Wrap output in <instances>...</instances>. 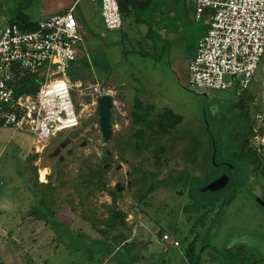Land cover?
Masks as SVG:
<instances>
[{
	"label": "rangeland",
	"instance_id": "374dc122",
	"mask_svg": "<svg viewBox=\"0 0 264 264\" xmlns=\"http://www.w3.org/2000/svg\"><path fill=\"white\" fill-rule=\"evenodd\" d=\"M74 2L0 0V25L20 13L44 19ZM93 4L88 3L87 17L80 12L83 24L77 18L82 44L67 75L110 85L116 94L111 110L113 136L103 142L96 124L84 128L88 131L93 126L78 139L86 140V147L77 156L65 158L63 152L48 155L50 147L34 145L24 131L0 127V264H189L191 260L194 264H250L254 258L264 264V168L257 166L254 175L245 167L230 177L232 168L221 165L232 159V136L245 134L244 117L236 106H229L228 93L199 94L187 82L188 61L206 31L207 19H195L193 0H154L138 14L139 22L123 17L120 30H109ZM263 85L264 54L246 91L252 96L242 92L232 98L239 105L250 104L253 122L261 128ZM255 95L260 98L255 100ZM135 97L152 105L155 115L170 110L183 118L176 128L178 138L167 140L169 136L163 135L159 140L167 149L163 159L168 161H162L158 169L153 163L154 144L147 151L127 148L123 152L115 145L121 135L139 129L131 126L129 116ZM92 110L87 107L83 117ZM211 136L219 154L215 169L203 157L212 150ZM183 169L203 182L191 198L182 182L163 183L186 172ZM146 171H155L156 179L162 181L151 192L143 186ZM39 172H45L44 178H39ZM221 172L233 182L206 191ZM89 176L92 184L81 182ZM116 184L123 187L121 192ZM109 193H114V201ZM193 200L196 208L188 209ZM209 203H213L211 209L206 206ZM113 211L123 212L126 218L102 236L88 218L103 221ZM215 212H219L216 218ZM201 217L204 226L199 223ZM55 220L57 224L50 222ZM160 231L178 241V247L163 251ZM112 237L129 242L107 255ZM192 238L196 255L203 249L200 260L185 253Z\"/></svg>",
	"mask_w": 264,
	"mask_h": 264
},
{
	"label": "built area",
	"instance_id": "2783aa9c",
	"mask_svg": "<svg viewBox=\"0 0 264 264\" xmlns=\"http://www.w3.org/2000/svg\"><path fill=\"white\" fill-rule=\"evenodd\" d=\"M88 1L98 4L106 29L121 28L118 0ZM77 4L39 20L33 30L0 25V127L28 133L36 146L72 131L85 107L111 95L103 82L67 75L82 44ZM193 8L198 21L206 14L207 28L188 61L189 88L241 94L264 54V0H193ZM23 72L41 77L34 94H16L14 79ZM161 241L179 245L168 233Z\"/></svg>",
	"mask_w": 264,
	"mask_h": 264
},
{
	"label": "trees",
	"instance_id": "16d2710c",
	"mask_svg": "<svg viewBox=\"0 0 264 264\" xmlns=\"http://www.w3.org/2000/svg\"><path fill=\"white\" fill-rule=\"evenodd\" d=\"M153 1L154 0H118V7H119L121 18L130 17L131 19H133L134 22H139L140 20L138 19V14L140 12L148 10L151 7V4L153 3ZM77 9L78 7H76L75 14L77 18H79L80 22H82L83 24L85 22V18L81 16L79 9H78L79 11L77 12ZM203 17L207 19L206 14H203L201 19ZM9 24H16L21 30H33L35 29L37 22L32 21L31 18L25 13L24 14L20 13L16 15L14 19L12 20V23L10 22ZM146 36H150V32H147ZM155 46L156 45H153V47ZM146 55L148 54H145V53L143 54V56H146ZM41 83H42L41 77L23 72L20 74L19 77H16L14 79L16 94H34V92L36 91V89ZM232 105H234L235 107V103ZM153 112H154V109L152 105L144 103L137 97L133 98L132 108H131V111L129 112L130 122H131V126L138 127L139 129L135 133L125 136L127 141H124L125 143L124 146H127L128 148H131L134 150L142 149L144 151H147V150H150L151 146L154 144L155 147L152 150L153 160H154L153 163H155L156 165L155 167L158 169L159 167H161L162 161H164V163H167L168 161V159L166 158L163 159V157L165 156V153L167 152V149L164 146V144L159 142V140L163 137V135L169 136L167 140H170L171 137L172 139L178 138V132L176 128L181 122V120H183V118L181 116L175 115L170 110H165L163 113L156 114V115ZM247 113H248L247 108H243L242 113L240 115L242 118L244 117V120H245V129H244L245 134L243 135L241 133H237L232 136L231 143L234 147V151L232 152L233 154L232 159L226 162L224 161V164H221L222 168H225V167L232 168L233 173L232 172L230 173L231 174L230 177L233 174L234 176L235 174H238V169H243V167H245V162H244L245 160L255 158L252 152V149L248 148L247 140L241 141L242 137H244L245 135H250L251 137H253L254 135L252 131L253 122L247 119V116H248ZM211 139H212V136H211ZM211 146L213 147L211 148L212 150L210 151V153L207 156L204 155L203 157L209 164L210 168L215 169L214 164H217L216 163L217 161L215 159L218 154L217 153L218 150H217L216 143L213 139L211 142ZM189 162L195 163L196 160L194 161L193 159H190ZM237 162H240V163L238 164ZM203 163L205 162L203 161ZM218 168L220 167L218 166ZM181 171L184 172L186 170L183 169ZM222 172H226V171L223 170ZM222 172L219 174V176L222 174ZM92 175H96V174L93 173ZM157 175L158 174L155 171H152V172L146 171L142 173L143 186L146 188L147 191L154 190L157 186H159L162 183V181L160 182L159 180L156 179ZM173 175H174L173 173L169 175L168 176L169 179L171 177L173 178ZM177 175L178 174L175 175L173 181L171 182L168 181V182H163V183L175 185V184L182 182L184 186L187 188V191L189 194L188 196L190 198L193 196L195 192L198 191V188L203 185V182L195 179L196 177L194 178L193 177L194 175H192L189 171L182 173L176 178ZM90 177L91 176L86 177L84 180L82 179L81 182L82 183L84 182L85 185L92 184ZM230 177L228 178L229 183L233 182V181H230ZM193 181L200 185L193 186L195 185ZM34 183L37 184V182L35 181ZM229 183H227L228 186H229ZM40 185L42 187H47L45 184H40ZM109 194L114 201V198H115L114 193H109ZM41 202H43V200H41ZM212 205L213 203L206 204V206H210V209ZM186 206L188 207V209H191L192 207L196 208V203L193 200L191 206H188V205ZM218 215H219V212L218 213L215 212L214 218H216ZM125 218H126V215L123 212L113 211L109 214L108 218L103 221L97 222L96 220L91 219V218H88V221L90 222L91 227L95 229L97 233L101 234L102 236H106L107 235L106 232L113 231L117 225V222L122 224L123 223L122 221H124ZM50 222L55 223V224L58 223L56 220L50 221ZM50 222H45V223L46 225H49V224L51 225ZM199 223L201 224V226H204L203 217H201ZM214 226H216V222L212 224V227ZM161 234H162V231H160L159 236H161ZM118 246H119L118 242L114 244L111 243V245L108 247L107 255H110L114 251V249ZM195 249H196V240L195 238H193V240H190L185 246V253L188 258L189 257L193 258ZM91 252L92 254H95V251H91ZM257 262H258V259L254 258L250 262V264H257ZM98 263H101V261H99ZM189 264H194L193 260H191ZM240 264H244V263L242 262Z\"/></svg>",
	"mask_w": 264,
	"mask_h": 264
},
{
	"label": "flooded vegetation",
	"instance_id": "af4514ba",
	"mask_svg": "<svg viewBox=\"0 0 264 264\" xmlns=\"http://www.w3.org/2000/svg\"><path fill=\"white\" fill-rule=\"evenodd\" d=\"M111 95H112V98H113V107H114V105L116 103V99H115V95L116 94H114V95L111 94ZM89 106L93 107V110L86 117H84V119H85L84 121H82L83 120V118H82L79 121L78 125L72 131L65 132V133H63L61 135H58V136L54 137L47 144V146L50 147V148H48V150H50V153H48V155H51L54 152V150H57L55 155H58L61 152H63V155H64L65 158H72L74 156H77L78 155L77 153H78L79 149H82V148L86 147V145H87V141L86 140H78L79 137H81V136L85 137V135H86L85 133H87V132L89 134V132H90L89 130H91L93 126L91 127V129H88V131L86 129H84V128L90 127L91 125H94V124H96V127H97V130L99 132L100 138L102 139L103 142H107V141H109L112 138L114 132H113V124H112L111 113H110V123H111V126H112V135H111V138L109 140L105 141L102 138V135H101V132H100V128H99L98 116H97V108H96V106H92L90 104L87 107H89ZM235 106L238 107L237 111H238L239 114H241L242 113V110H241V106L242 105H239V103H236ZM87 107H85L83 109V111L87 110ZM250 114H251V112H249V114L247 116V119H250ZM125 136L126 135H121V137L117 138L116 141H115V145L117 146L118 150L122 151V152H123V150L124 151L128 150L127 149L128 147L124 146L125 145L124 141H127ZM243 140H247V142H249L250 139H249L248 135H245L241 139V141H243ZM62 159H63V157L61 156L60 160H62ZM228 178H229V176H228ZM122 190H120V192ZM147 192H151V191H147ZM260 201H262V200H260ZM191 240H193V238ZM202 251H203V249L201 248L197 255H196V251H194V256L195 255L199 256V258L195 257L196 260H200V256H201Z\"/></svg>",
	"mask_w": 264,
	"mask_h": 264
},
{
	"label": "crops",
	"instance_id": "0c3cea01",
	"mask_svg": "<svg viewBox=\"0 0 264 264\" xmlns=\"http://www.w3.org/2000/svg\"><path fill=\"white\" fill-rule=\"evenodd\" d=\"M76 1V0H75ZM83 1H87L88 3H90L88 0H78V4H77V7H78V9L80 10V12H83V15L84 16H86L87 17V6H88V3L86 2V4H84L83 6H82V3H83ZM91 4V3H90ZM94 5V4H93ZM81 6H82V8H81ZM96 7H98V9H97V11L99 10V6L98 5H94V10L96 9ZM64 10H66V9H64ZM64 10H62V11H64ZM62 11H60V12H62ZM56 14V13H55ZM99 14H100V11H99ZM27 15V14H26ZM51 16V15H50ZM49 17V16H48ZM14 19V17H10L9 19H7V20H5L6 21V23H1V24H9L10 22L12 23V20ZM43 19V18H42ZM32 21H34V22H38L39 20H41V19H37V20H34V19H31ZM121 29V28H120ZM196 51V50H195ZM257 71V70H256ZM256 73V72H255ZM254 76H255V74H254ZM253 76V77H254ZM253 80V79H252ZM252 82V81H251ZM104 83V85H105V82H103ZM107 84V83H106ZM105 86H107V88H111L110 87V85H105ZM250 86V85H249ZM249 88V87H248ZM248 88L242 93V94H244V96H249L248 98H250L252 95H248L247 93H246V91L248 90ZM263 89H264V85H263V88H262V90L261 91H263ZM111 90V89H110ZM115 91V90H114ZM113 92V91H112ZM111 92V93H112ZM208 92H212V91H204V92H197V93H199V94H206V93H208ZM226 93H228V95H229V98L231 99V102L229 103V106L231 105V107H234V105H232V104H236V103H238V102H234L233 100H232V98H235V97H239L240 96V94H236V93H233V92H226ZM113 94V93H112ZM256 97H255V100H258L260 97H259V95H255ZM237 107V106H236ZM238 108V107H237ZM236 108V109H237ZM243 108H247V110H248V113L247 114H249V112H251V106H250V104H248V103H246V104H244V105H242V107H241V110L243 109ZM263 112H264V109H263ZM255 117H259V114H257V116H255ZM248 120H250V121H254L253 120V117H252V114H250V119H248ZM253 133H254V135H253V137H251L250 135H248V137H249V142H247L248 144V148H250V149H252V152H253V154H254V159H248V160H245L244 162H245V167H248L247 168V170L249 171V174H251V172L254 174V173H256V170H257V166H259V167H261V169H263L264 168V128H261V126H260V124H258L257 123V125L255 124V122H253ZM255 143V144H254ZM48 144V143H47ZM262 156V157H261ZM251 160V161H250ZM249 162V163H248ZM252 162V163H251ZM242 166V165H241ZM245 167H243V168H245ZM254 168V172L252 171V169ZM255 175V174H254ZM40 178V177H39ZM41 181V180H40ZM110 241H112V244H114V243H116V242H118L119 243V246L118 247H116L115 249H114V251L112 252V253H114V252H116L117 253V251H118V249L120 248V247H123L124 245H126L129 241H128V239H123V238H119V239H117V238H115V237H112V239L110 240ZM162 244V247H163V251H167V249H169L170 247H173V246H166V247H164V244L163 243H161ZM128 245V244H127ZM166 245V244H165ZM111 253V254H112ZM110 254V255H111Z\"/></svg>",
	"mask_w": 264,
	"mask_h": 264
},
{
	"label": "water",
	"instance_id": "95a60500",
	"mask_svg": "<svg viewBox=\"0 0 264 264\" xmlns=\"http://www.w3.org/2000/svg\"><path fill=\"white\" fill-rule=\"evenodd\" d=\"M96 108H97V116H98V123L100 132L102 135L103 140L107 141L111 138L112 135V126L110 123V113L113 109V98L111 95H102L96 100ZM57 150H54V152L51 154V156H54L56 154ZM228 177L226 175H221L219 179L216 181H213L208 187L206 191H213L218 189V187H224L227 185ZM115 188L117 190H122L123 187L120 184H116ZM259 202H261L258 199ZM264 205V203H261Z\"/></svg>",
	"mask_w": 264,
	"mask_h": 264
},
{
	"label": "bare ground",
	"instance_id": "6f19581e",
	"mask_svg": "<svg viewBox=\"0 0 264 264\" xmlns=\"http://www.w3.org/2000/svg\"><path fill=\"white\" fill-rule=\"evenodd\" d=\"M42 169H43V168H42ZM45 171H46V170H45ZM44 175H46L45 172H39V177H40V178H44Z\"/></svg>",
	"mask_w": 264,
	"mask_h": 264
}]
</instances>
